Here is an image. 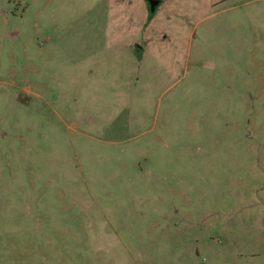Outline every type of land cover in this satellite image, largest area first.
Listing matches in <instances>:
<instances>
[{
	"label": "rangeland",
	"instance_id": "rangeland-1",
	"mask_svg": "<svg viewBox=\"0 0 264 264\" xmlns=\"http://www.w3.org/2000/svg\"><path fill=\"white\" fill-rule=\"evenodd\" d=\"M0 0V264H264V0Z\"/></svg>",
	"mask_w": 264,
	"mask_h": 264
},
{
	"label": "water",
	"instance_id": "water-1",
	"mask_svg": "<svg viewBox=\"0 0 264 264\" xmlns=\"http://www.w3.org/2000/svg\"><path fill=\"white\" fill-rule=\"evenodd\" d=\"M158 3L159 2L157 0H150V6H151L152 11L155 10V8L158 5Z\"/></svg>",
	"mask_w": 264,
	"mask_h": 264
},
{
	"label": "flooded vegetation",
	"instance_id": "flooded-vegetation-1",
	"mask_svg": "<svg viewBox=\"0 0 264 264\" xmlns=\"http://www.w3.org/2000/svg\"><path fill=\"white\" fill-rule=\"evenodd\" d=\"M150 8H151V7H150ZM151 10H152V9H151ZM154 11H156V8H155V10H154ZM154 11H153V12H154Z\"/></svg>",
	"mask_w": 264,
	"mask_h": 264
}]
</instances>
